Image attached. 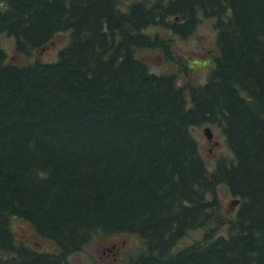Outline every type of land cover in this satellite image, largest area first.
<instances>
[{
  "label": "trees",
  "instance_id": "16d2710c",
  "mask_svg": "<svg viewBox=\"0 0 264 264\" xmlns=\"http://www.w3.org/2000/svg\"><path fill=\"white\" fill-rule=\"evenodd\" d=\"M202 15L219 48L205 82L137 56L162 44L152 26L186 37ZM64 30L54 60L10 62L0 40V264H71L100 232L140 237L124 264H264V0H0L20 53ZM204 122L231 150L212 169L192 132ZM12 216L54 249L19 242Z\"/></svg>",
  "mask_w": 264,
  "mask_h": 264
},
{
  "label": "rangeland",
  "instance_id": "374dc122",
  "mask_svg": "<svg viewBox=\"0 0 264 264\" xmlns=\"http://www.w3.org/2000/svg\"><path fill=\"white\" fill-rule=\"evenodd\" d=\"M119 1L120 6L126 9L134 0ZM150 31L160 37L162 44L138 50L136 54L147 62L151 70L159 73H176L178 82L186 88L190 84L203 83L207 80L210 70L215 65L216 57L219 55L215 18L200 16L194 31L186 37L175 34L163 25H154ZM0 40L7 52V60L10 62L22 64L37 58L54 60L58 57L60 49L69 42L70 31L57 32L48 43L34 49L31 54L17 51L13 35L3 33ZM207 126L213 133L212 138L206 134L205 127ZM192 132L199 139L201 153L210 169L215 166L219 156L231 153L225 136L217 123L204 122L194 126ZM217 193L221 201L222 212L224 214L232 213L237 208L239 200L232 194L228 185L219 184ZM209 196H211L210 193ZM11 225L19 242L26 243L38 250L54 249L53 241L39 234L29 221L12 216ZM204 230L202 227L190 230L180 240L178 247L201 238ZM220 231L225 232L226 228L224 227ZM107 246L112 249H107ZM142 250L141 239L137 234L100 232L95 234L83 249L70 253L69 261L71 264H124Z\"/></svg>",
  "mask_w": 264,
  "mask_h": 264
},
{
  "label": "water",
  "instance_id": "95a60500",
  "mask_svg": "<svg viewBox=\"0 0 264 264\" xmlns=\"http://www.w3.org/2000/svg\"><path fill=\"white\" fill-rule=\"evenodd\" d=\"M205 131H206V134H207L208 137H210V138L213 137V133H212V131H211L209 126L205 127Z\"/></svg>",
  "mask_w": 264,
  "mask_h": 264
},
{
  "label": "flooded vegetation",
  "instance_id": "af4514ba",
  "mask_svg": "<svg viewBox=\"0 0 264 264\" xmlns=\"http://www.w3.org/2000/svg\"><path fill=\"white\" fill-rule=\"evenodd\" d=\"M107 249H109V250H110V249H112V248H110V246H107ZM104 251H106V249H104Z\"/></svg>",
  "mask_w": 264,
  "mask_h": 264
}]
</instances>
